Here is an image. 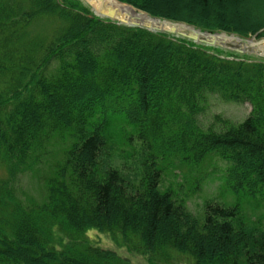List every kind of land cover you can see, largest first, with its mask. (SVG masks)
Wrapping results in <instances>:
<instances>
[{
  "label": "trees",
  "instance_id": "obj_1",
  "mask_svg": "<svg viewBox=\"0 0 264 264\" xmlns=\"http://www.w3.org/2000/svg\"><path fill=\"white\" fill-rule=\"evenodd\" d=\"M117 1L204 33L264 39V0H252L249 23L236 15L244 0H190L195 17L166 10L182 0ZM210 96L251 113L203 129ZM55 140L62 157L44 178L46 198L25 206L15 184ZM214 157L227 164L225 188L260 209L264 59L101 19L75 0H0V264H132L93 243L92 230L146 264H174L172 253L264 264L263 222L239 202L209 199L197 215L162 187L171 168Z\"/></svg>",
  "mask_w": 264,
  "mask_h": 264
},
{
  "label": "rangeland",
  "instance_id": "obj_2",
  "mask_svg": "<svg viewBox=\"0 0 264 264\" xmlns=\"http://www.w3.org/2000/svg\"><path fill=\"white\" fill-rule=\"evenodd\" d=\"M75 1H78L86 8L90 9L96 17L105 19L100 17L98 13L93 9V6L85 0ZM155 1L160 2L162 6H167L171 2L170 0ZM229 2L233 3V0H229ZM244 3H246V5ZM121 4L132 7L128 4ZM250 4H252V0H244L241 6L236 5L238 11V13H236L237 18L245 21L246 23H249L250 21L249 17L246 15L245 12L246 10H251ZM170 5V9L169 7H167L166 10L176 12L177 9H179L180 14L184 16L193 14L192 16L195 17L199 15V7L197 6V4L191 3L190 0L180 1L177 8L173 4ZM132 8L134 9V7ZM212 9L218 10L219 6H217V4L212 5ZM134 10L137 13L146 14L136 9ZM223 11L226 12V7L223 8ZM159 21L164 22L161 20ZM174 24L186 25L182 23ZM187 27L191 26L187 25ZM171 36L175 38L178 37V35H176L175 33ZM249 41H253L257 47L255 49H245L244 47H225L221 45L218 46L220 47V49H223L225 51L239 50L241 51L242 55H249L257 59H264V39L257 40L255 37H253L251 39L242 41V43L243 45H247ZM251 110L252 108L249 104L227 102L222 100L219 96H210L207 110L199 117V124L203 129H207L212 126L216 116H220L233 124H239L248 118L251 113ZM217 125L216 130L220 131L222 128ZM54 143V145H51L48 148V156L42 158L40 163L33 164L31 170L19 176L17 183L15 184L16 196L25 206L30 207L33 204H41L46 198L44 178L48 173H50L52 167L54 166V160H60L62 157L60 154L58 155V150L61 148V145L56 142V140ZM54 155L58 156L55 157ZM132 162L133 159H130L127 163L129 164ZM226 169L227 164L216 157H214L213 159H208L200 166H183L182 168L177 169H175L174 167L168 170V172L164 175L162 187L163 189L171 188L178 192L180 194V197H183L187 201L188 208L197 215L202 214L203 205L209 199H216L217 202L226 203L239 202L242 206L245 207V209L247 210L246 212L251 216L252 220H261L263 222L262 224L264 227V203L262 207H260V209L256 210V207L254 205H251L249 200H244V197H242L243 195L234 196V194L227 190L225 188L224 181V174ZM7 176V168L4 163L0 160V180L6 179ZM262 201L264 202V199ZM252 202L257 204L260 202V199H254V201ZM249 204L252 207L249 206ZM88 237L93 243H95L100 248L115 251L121 257L128 259L132 264H146L145 258L141 254L135 251H128L127 248H123L118 244H115L109 237V235L105 233H100L98 231L92 230L88 232ZM63 238L65 241L68 240L65 237ZM171 258L174 264H193L192 259L188 256H182L172 253Z\"/></svg>",
  "mask_w": 264,
  "mask_h": 264
},
{
  "label": "bare ground",
  "instance_id": "obj_3",
  "mask_svg": "<svg viewBox=\"0 0 264 264\" xmlns=\"http://www.w3.org/2000/svg\"><path fill=\"white\" fill-rule=\"evenodd\" d=\"M85 1L88 2L90 5H92L93 9L98 14H109V12L113 11L115 14V18L119 21H124L127 23H135L166 32L174 30V33L178 36L198 35L199 40L214 42L217 45H221L225 47H229V46L244 47L245 49H249V48L255 49L257 47L253 41H249L247 45H243L242 41L234 36H228L226 34L203 36L201 34L196 33L192 28H189L185 25H173L168 22H160L159 20L151 19L146 14L137 13L132 7L123 5L116 0H85Z\"/></svg>",
  "mask_w": 264,
  "mask_h": 264
},
{
  "label": "water",
  "instance_id": "obj_4",
  "mask_svg": "<svg viewBox=\"0 0 264 264\" xmlns=\"http://www.w3.org/2000/svg\"><path fill=\"white\" fill-rule=\"evenodd\" d=\"M98 15L100 17H102V18H106V19H109V20H112V21H117L118 23L123 24V25L131 26V27H141V28L148 29V30H150L152 32H164V33H167V34H170V35L174 34V30L166 32V31H161V30H158V29L150 28V27H147V26H142V25H139V24H135V23H127V22H124V21H119V20H117L115 18V14H114L113 11L109 12V14H98ZM190 28H192V27H190ZM195 32L198 33V34H201L203 36L210 35L208 33H202L200 30H195ZM181 37L185 38V39H187L189 41H192V42H194L196 44H203V45L210 46V47H215L216 46L214 42H208V41H204V40H199V36L198 35H188V36H181ZM233 51H236V52H239V53L241 52L239 50H233Z\"/></svg>",
  "mask_w": 264,
  "mask_h": 264
}]
</instances>
